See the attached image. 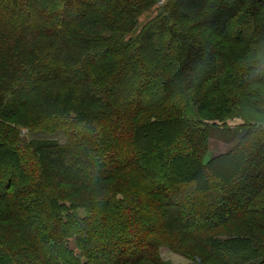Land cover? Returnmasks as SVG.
<instances>
[{
    "label": "trees",
    "instance_id": "trees-1",
    "mask_svg": "<svg viewBox=\"0 0 264 264\" xmlns=\"http://www.w3.org/2000/svg\"><path fill=\"white\" fill-rule=\"evenodd\" d=\"M165 245L264 264V0H0V264Z\"/></svg>",
    "mask_w": 264,
    "mask_h": 264
},
{
    "label": "rangeland",
    "instance_id": "rangeland-1",
    "mask_svg": "<svg viewBox=\"0 0 264 264\" xmlns=\"http://www.w3.org/2000/svg\"><path fill=\"white\" fill-rule=\"evenodd\" d=\"M28 133V130L27 129H24L22 131V136H26ZM211 136H212V140H215V141H219L221 144L222 143H225L224 141V138L227 139L226 135H225V132L224 130H221L218 128H214L212 129V133H211ZM211 148L215 149L213 145H211ZM242 202V200L240 198L237 199V201L235 203H240ZM76 243H72V247L74 249ZM77 250V249H75ZM160 254L162 255V257H164L165 259H169V260H172V261H176V264H179V263H184L185 264V260L189 259L191 262L193 263H198L200 264V260L198 258H185L184 256L180 255V254H176L174 251L171 250L170 247L168 246H162L160 247Z\"/></svg>",
    "mask_w": 264,
    "mask_h": 264
}]
</instances>
